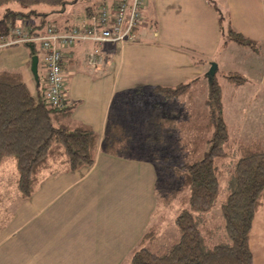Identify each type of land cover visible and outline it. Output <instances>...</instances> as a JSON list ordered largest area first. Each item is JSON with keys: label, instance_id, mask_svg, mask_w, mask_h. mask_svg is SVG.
Returning <instances> with one entry per match:
<instances>
[{"label": "crops", "instance_id": "1", "mask_svg": "<svg viewBox=\"0 0 264 264\" xmlns=\"http://www.w3.org/2000/svg\"><path fill=\"white\" fill-rule=\"evenodd\" d=\"M215 1L236 31L261 43V52L235 42L224 44L219 11L208 0H147L137 40L100 45L105 62L97 68L87 63V54L95 47L92 42L66 50V87L69 100L76 104L72 119L99 134L95 163L78 170L60 165L43 171L32 196L17 199L13 212L5 209L4 215L10 219L0 231V264H121L148 228L150 204L154 205L156 172L146 140L151 112L158 105L171 108L178 103L163 98L157 88L175 87L196 78L201 82L213 62L223 67V73L236 71L247 78L240 86L228 81L234 89L227 94V109L238 117L239 124L233 123L238 134L251 138L247 143L264 142V0ZM33 22L34 15L18 20L19 25L29 27ZM76 25L66 22L59 27L69 31ZM228 52L239 56L241 69L225 65ZM218 54L223 58L218 59ZM2 56L9 68L5 70L21 73L35 93L29 47L16 44L3 48ZM145 89L157 97L149 98L148 104L135 95ZM110 120L121 122L133 134L129 155H114L104 149ZM137 152L148 155H135ZM138 174L143 178L135 176ZM144 197L149 198L148 209ZM141 205L145 212L138 213L139 218L132 222L124 219ZM250 247L254 264H264V205L254 218Z\"/></svg>", "mask_w": 264, "mask_h": 264}, {"label": "trees", "instance_id": "2", "mask_svg": "<svg viewBox=\"0 0 264 264\" xmlns=\"http://www.w3.org/2000/svg\"><path fill=\"white\" fill-rule=\"evenodd\" d=\"M70 1L0 0V7L11 3L20 6L7 7L0 17V37L9 35L19 19L32 15V34L43 33L51 22L48 12L38 6L56 9ZM208 2L219 11L224 44L235 42L261 52V43L236 31L215 0ZM87 12L91 15L92 8ZM34 54L40 57L37 47L30 49V55ZM221 75L235 86L247 81L237 72ZM200 80L157 88L163 98L178 101L171 108L158 105L152 110L146 136L156 172L158 202L164 210L172 209L175 203L180 206L174 219L178 238L162 248L160 225L153 223L131 251L130 264H254L250 234L254 218L264 205V142L244 144L231 139L217 75L210 78L203 103L194 108L186 106L188 100L196 99ZM46 81L39 70L33 93L21 73L0 71V167L6 158L13 159L16 185L24 200L36 191L43 171L60 165L68 170L90 168L98 148L99 134L73 121L75 103L69 99L64 106L47 102ZM134 139L121 122L110 120L103 147L111 154L127 156ZM233 157L227 164L226 160ZM228 167L226 193L219 203ZM3 216L0 231L10 219L7 214Z\"/></svg>", "mask_w": 264, "mask_h": 264}, {"label": "built area", "instance_id": "3", "mask_svg": "<svg viewBox=\"0 0 264 264\" xmlns=\"http://www.w3.org/2000/svg\"><path fill=\"white\" fill-rule=\"evenodd\" d=\"M147 0H117L113 4H102L95 12L69 31L57 24L49 23L43 33L32 34L31 28H15L10 36L0 37V49L15 45L29 44L40 51V61L47 85L45 98L53 106H64L69 97L65 52L81 42H92L95 47L87 54V63L93 68L102 66L105 57L100 45L110 42L123 44L135 42L138 31L144 23Z\"/></svg>", "mask_w": 264, "mask_h": 264}, {"label": "rangeland", "instance_id": "4", "mask_svg": "<svg viewBox=\"0 0 264 264\" xmlns=\"http://www.w3.org/2000/svg\"><path fill=\"white\" fill-rule=\"evenodd\" d=\"M103 2H108V0H71L64 7L54 9V8L47 7V6H38V9L48 12V15H47L48 22H51V23H54V24H57L58 26H60L61 23H66V22L71 23V24L80 23L81 20L83 19V17L86 16L87 9L89 7H93L95 9V11H97L100 4ZM7 7H12L14 9L20 8V6L15 4V3L4 5V6L0 7V17H2L4 15ZM151 19L152 18L148 16V19L146 21V23H148V25L151 24V22H152ZM27 27H29V26H25V24H24V26H23V24H21V25L17 24L16 27H14L11 30V33L9 35H6V36H10L12 34V31L15 28H25V29L31 28V27H29V28H27ZM24 45H27L29 47V49H31L32 48L31 46H33V45H29V44H24ZM11 46H13V45H11ZM7 47H10V46H7ZM4 48H6V47H4ZM1 49H3V48H1ZM32 56H31V62H32ZM217 57H218V59L223 58L220 54H218ZM226 62L227 63L225 65L227 67H230L229 69H241V67H242V62L241 61L239 62V56L237 57L236 54H233V53L228 52L226 54ZM39 68H40L39 70H40L41 76L44 77L45 76V70H43V68L41 66L40 57H39ZM5 69H9V68L5 66V59L2 56V57H0V71L5 70ZM223 71H224L223 67H218V66H217V69H216V72L214 73V75H211L210 71H209L208 76L206 78H204V80L201 81L196 86V90H195L196 91L195 92L196 99L188 101L186 106H188L190 108L199 107L201 105V103H203L205 97L208 94L209 85H210V78L217 75L220 84H222L225 88V91H224V95H225L224 100L226 101L225 114H226V120L230 126V137H231V139L238 138V140L240 142L247 143L249 141V139H251V138H248V136H246L245 134H238L236 127L233 126V123L235 125H237L238 117L235 114H233V112H232V116H231L229 110L227 109V106L229 107V104L227 105V103H228V101H227L228 95L227 94H228V92L231 93V91L234 89V87H232L228 83V80L226 77L221 75V74H224ZM231 72H236V71H231ZM237 73H239V72H237ZM31 76H32L33 83L37 82L33 73H31ZM135 95L141 97L142 100L144 101V104H148L149 98H151V99L157 98L155 93L151 92L150 89L141 90V91H139V93H137ZM133 109H134V107H132L131 111ZM137 129L141 130V126L138 125ZM143 154L148 155V154L143 153V152L135 153V155H139V156L140 155L142 156ZM236 156H237V154H236ZM234 159H235V157H233L231 159H227L226 163L229 164L232 162L231 160H234ZM228 171H229V167L225 171L223 178H222L223 191H222V194L220 196L219 203L225 197V193H226L225 188L227 186V183L229 180V173H230V172L228 173ZM135 176H137L139 178H143L142 174H140V175L138 174ZM144 179H145V177H144ZM141 186L142 185H140V188H141ZM17 199H20V194H19V191H18V188L16 185V166H15V163H14L12 158H6L0 167V216L4 215L5 209L9 212H13V210L15 209V207L18 203ZM143 202L145 203V208L148 209L149 202H150L149 198L144 197ZM142 205H143V203H142ZM142 205L138 206V207L136 206V208H134V211L131 212V213H136V214L133 215L130 213V214L126 215L124 217V219H128L129 221L132 222V221H135V219L139 218L140 216H138L137 214L138 213L141 214V212H145V208L142 210V208H143ZM150 205H152L151 219H150V223L147 227H149L153 223H158L160 225V231H161L160 232V238H161L160 246L162 248L170 246V244L172 242H174L175 240H177V238H178V232H177L176 227H175L174 219L179 212L180 206L178 203H175L174 207L170 210L169 209H167V210L162 209L161 205L158 202V193L155 189V185H154V205H153V202ZM218 209H219V204L217 207L214 208V210H215L214 214L216 216H218V214H219ZM161 216L164 217L165 220L161 221L160 220ZM145 217L146 216H142V219H145ZM120 221L122 223H124L123 217L120 218ZM139 241L136 242V244L133 246V248L129 249L128 255L124 258V261L121 264H130V253L138 245Z\"/></svg>", "mask_w": 264, "mask_h": 264}, {"label": "water", "instance_id": "5", "mask_svg": "<svg viewBox=\"0 0 264 264\" xmlns=\"http://www.w3.org/2000/svg\"><path fill=\"white\" fill-rule=\"evenodd\" d=\"M31 47L34 48L33 46H31ZM216 69H217V64L213 62L211 69H210V74L214 75V73L216 72ZM31 71L34 74V76L38 82L39 81V56L37 54H34L32 56Z\"/></svg>", "mask_w": 264, "mask_h": 264}]
</instances>
